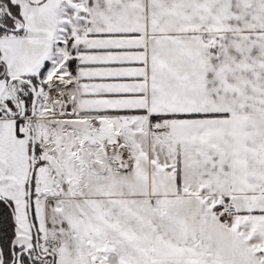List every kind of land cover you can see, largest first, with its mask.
<instances>
[{
  "label": "snow or ice",
  "instance_id": "snow-or-ice-1",
  "mask_svg": "<svg viewBox=\"0 0 264 264\" xmlns=\"http://www.w3.org/2000/svg\"><path fill=\"white\" fill-rule=\"evenodd\" d=\"M0 264H264V0H0Z\"/></svg>",
  "mask_w": 264,
  "mask_h": 264
}]
</instances>
